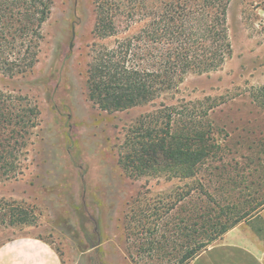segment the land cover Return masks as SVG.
Listing matches in <instances>:
<instances>
[{
	"label": "rangeland",
	"instance_id": "rangeland-1",
	"mask_svg": "<svg viewBox=\"0 0 264 264\" xmlns=\"http://www.w3.org/2000/svg\"><path fill=\"white\" fill-rule=\"evenodd\" d=\"M262 5L230 1L232 54L219 70L189 74L149 103L107 113L85 88L95 50L112 48L140 26L101 39L93 0H52L34 67L0 71V243L34 236L62 264H174L185 253L181 246L190 247L212 225L250 214L257 199L264 203V181L257 180L264 166L247 171L254 184L239 185L246 164L222 161L229 154L221 125L231 99L248 96L264 106V86L253 82L264 76ZM183 103H190L191 116L176 122L199 123L208 132L212 149L204 164L191 177L127 167L130 139L148 122L142 118ZM211 104L215 118L201 121L200 111Z\"/></svg>",
	"mask_w": 264,
	"mask_h": 264
},
{
	"label": "trees",
	"instance_id": "trees-1",
	"mask_svg": "<svg viewBox=\"0 0 264 264\" xmlns=\"http://www.w3.org/2000/svg\"><path fill=\"white\" fill-rule=\"evenodd\" d=\"M230 1L93 0L94 31L99 38L117 37L120 27H140L116 39L112 48L95 50L86 81L87 98L101 111H124L153 101L189 74L219 70L232 54L227 25ZM51 3L0 0V71L24 74L34 67L41 26ZM188 105H161L145 115L142 119L149 123L136 127L124 164L139 174L160 169L173 171L175 176H193L210 156L212 145L208 132L197 128L199 123L180 121L191 116L193 108ZM216 106L205 107L199 119L204 121ZM177 116L180 120L176 122ZM238 221L212 225L190 247L181 246L185 253L174 264H187Z\"/></svg>",
	"mask_w": 264,
	"mask_h": 264
},
{
	"label": "crops",
	"instance_id": "crops-1",
	"mask_svg": "<svg viewBox=\"0 0 264 264\" xmlns=\"http://www.w3.org/2000/svg\"><path fill=\"white\" fill-rule=\"evenodd\" d=\"M253 82L264 86V76ZM251 102L252 99L248 96H239L228 101L226 112L221 113L222 129L226 133L223 142L229 154V159L222 158V161L232 164L244 162L246 172L255 173L256 169L264 166V106L258 108ZM234 104L235 113L232 106ZM214 114L212 109L208 117L213 120ZM228 166L226 163V167ZM246 174L247 177H237L239 185L256 182L248 172ZM257 180L264 181V177ZM234 182L229 180L227 183ZM242 188L240 186L238 190ZM257 200L261 202L262 199ZM257 200L250 214L239 219L218 241L208 246L187 264H264V242L259 234L264 232V203L257 205ZM0 264L62 263L54 250L44 241L34 236H21L0 243Z\"/></svg>",
	"mask_w": 264,
	"mask_h": 264
},
{
	"label": "built area",
	"instance_id": "built-area-1",
	"mask_svg": "<svg viewBox=\"0 0 264 264\" xmlns=\"http://www.w3.org/2000/svg\"><path fill=\"white\" fill-rule=\"evenodd\" d=\"M261 14H262V17H263L262 23L264 25V2H263V5H262Z\"/></svg>",
	"mask_w": 264,
	"mask_h": 264
}]
</instances>
